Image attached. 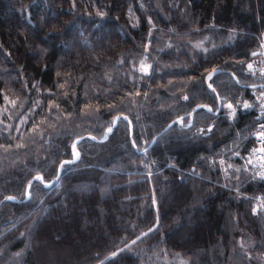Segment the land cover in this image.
Masks as SVG:
<instances>
[{"label":"trees","instance_id":"trees-1","mask_svg":"<svg viewBox=\"0 0 264 264\" xmlns=\"http://www.w3.org/2000/svg\"><path fill=\"white\" fill-rule=\"evenodd\" d=\"M263 34L264 0H0V150L24 148L10 162L0 161V264H41L45 250L35 249L41 229L70 198L81 211L79 229L99 236L86 252L71 255L72 264L106 257L103 264H172L170 253L204 254L209 263L218 246L229 251L226 232L233 224L244 229L248 199H235L219 171V180L206 178L200 159L232 149L245 157L252 146L261 80L247 65ZM142 60L151 65L148 74L139 70ZM213 68L216 93L205 79ZM5 95L16 104H6ZM37 100L41 106L33 110ZM244 101L252 106L245 109ZM229 102L237 108L232 120ZM74 120L76 127L70 126ZM38 131L39 148L32 142ZM35 154L45 158L35 164ZM64 161L69 163L62 166ZM251 180L244 193L258 191L257 198H264V178L252 173ZM192 186L198 194L178 211L174 205ZM198 213L213 228L208 247L192 251L178 243L177 233ZM250 220L258 229V221ZM260 237L239 250L237 263L264 264Z\"/></svg>","mask_w":264,"mask_h":264},{"label":"rangeland","instance_id":"rangeland-1","mask_svg":"<svg viewBox=\"0 0 264 264\" xmlns=\"http://www.w3.org/2000/svg\"><path fill=\"white\" fill-rule=\"evenodd\" d=\"M8 19H9V15L4 16L5 21H8ZM63 55L67 56V54H63ZM142 61L145 62V60H142ZM140 65L141 63L139 64V70H140ZM142 74H145V73H142ZM54 117L55 116H52L51 119H53ZM228 117L231 120L233 119V116H229V114H228ZM74 118L71 117V119H74ZM115 119L116 118L113 119V121H115V123H113V127L116 125ZM75 123H76V120L72 121L70 126L73 127ZM59 124H62V123L59 122ZM51 127H52V124L48 123L45 128L49 129ZM36 135L37 136H34L33 140L32 139L31 140L32 142H35L33 147L39 148L38 146L39 145L38 142L40 139L39 131H38V134ZM143 145H146V143L144 142ZM19 148L24 149L23 146ZM17 150L18 148L16 147V144L14 146L2 147L0 150V153L3 155L4 159L1 158L0 161H2L3 163L10 162V159H12L13 155H15L14 152ZM1 154H0V157L2 156ZM36 155L37 154H35L34 159H33L35 164H37V162L45 158V157H42V159L36 160ZM210 155L211 156L209 157L200 159V162H201L200 166L202 167L200 171L203 170V172L207 174L205 177L208 178L209 180L213 179L214 181L219 180L217 178L218 176L216 172V171H219L220 179L222 180L223 187L228 186L227 189L229 191L236 192L234 193L237 196L235 197V199H239V197H244V198L246 197L248 199V204H246V206L244 205L246 209H243L244 211L242 212L243 213L242 219H244V223L243 221L241 222L242 227L246 229V231H243L244 229H238L237 225L233 224V226L226 232V234H228L231 237V238H226L229 244V251H227V249L223 250L221 246H218L217 249H219V254H217V257H216V255L212 253L209 256V259H211L208 261L209 263L205 262L204 254L202 256L200 253L197 256H193V255L186 256L184 254L185 256H183L181 254L176 255L175 253H170L174 256V258L171 261L172 264H219V263L226 264L227 262H229L230 264H239L237 263L239 261V258H238L239 250H241V253H242L243 249H245V246L247 247L254 246L255 245L254 239L255 238L259 239L260 236L261 237H260V240L258 241V247H260V249L264 248V198L262 197V195H260L261 197L257 198L258 191L255 192L254 195L251 196V195H246V193H244V191L242 190L243 187L246 186L248 183L255 182L251 180L252 173H251V169L248 163L249 160L246 159V156L243 157L240 154L239 150L237 149L235 150L232 149V151H230V154H226L224 156L219 155V153L216 151L211 152ZM221 159L225 160V164L223 166H221L219 163ZM213 161H215V163H213ZM228 165H232V167L228 168ZM224 169H227V171L225 172ZM237 169H239V171H237ZM146 171L148 174L147 176L150 178L152 174L148 170ZM248 181H251V182H248ZM149 186L151 188L152 184L150 183ZM193 188L195 189V186H192V189L190 188V194L188 196H184V199L181 198L180 201L178 200L179 202L177 203V205H174V207L178 211H180L181 207H183V205L186 202H188L191 197H193L195 194H198L197 192H199V190L195 192L193 191ZM77 191H78L77 189H74L72 190V193L73 194L75 193L77 195ZM27 193L28 191L25 190L26 196H28ZM97 197L99 198V201H102L101 196L97 194ZM79 198L83 199V196L80 195ZM76 201L77 200H75L74 198H70L68 200V204H67V207H65V209L61 208V205H59L60 210L57 214H55L57 216L56 217L52 216L48 224L42 227L41 234L44 236L41 238L39 237V240H37V247L35 248L37 251L45 250V253L43 252L44 253L43 258L42 256L41 258H38L41 264H72L71 262L73 261V259H71V255L73 253L86 252L89 248H91V246L94 245V243H96L99 240L98 238L99 236L96 230L93 231L92 233L90 232L91 229H88V230L86 229L82 231L81 229H79V222H80L79 217L81 216L80 215L81 211L79 210L78 208L79 206L77 205L78 203ZM83 202H84V206L87 207L86 208L88 211L87 214L89 215L88 218L90 220L93 219L91 207L87 204L89 202H86V201H83ZM172 202H173V198H172ZM179 206L180 208H178ZM253 208H257L256 213H253L252 211ZM248 210L250 211L249 213L250 216L256 219V221H258L259 228L256 230L251 227L252 222L250 220L251 217L247 215ZM254 215H260V217H256ZM235 221L236 219H234V222ZM90 224L93 226V228L96 225L94 220L90 221ZM183 225H184L183 229L179 230V232L177 233L178 243L186 244V246L189 247L190 250L192 251H194V249H197V248L201 249L203 246L208 247L210 243L209 242L210 240L208 238H210V233L212 232L213 224L211 223L210 219L206 216V214L198 213L197 218L186 219ZM239 230H242V231L240 232ZM235 233L237 234L241 233L242 237H240L241 236L240 235L238 236V238L234 239L233 234ZM232 251H235V252L233 253ZM50 252H53L55 255L51 257V255H49ZM155 252H158L157 258H160L161 254L163 255V250H159L158 248ZM222 252L223 254H221ZM112 257L113 255L110 256V258ZM182 257H184L185 260L181 259ZM106 258L101 260L98 264L105 263V261L108 259ZM167 259L168 257H166L164 260L166 261ZM258 261H261V259H259Z\"/></svg>","mask_w":264,"mask_h":264},{"label":"snow or ice","instance_id":"snow-or-ice-1","mask_svg":"<svg viewBox=\"0 0 264 264\" xmlns=\"http://www.w3.org/2000/svg\"><path fill=\"white\" fill-rule=\"evenodd\" d=\"M73 6H75V5H73ZM97 14L100 15V16H104L105 15L104 12H98ZM262 47H264V45H262ZM204 51H207V49H204ZM252 55H257V53L254 52V53H252ZM145 59H147V58H145ZM150 68H151V65L146 64L144 61H141L140 71L142 73L148 74ZM247 68L250 71H252L253 74L255 73V69L253 68V65L251 63H249L247 65ZM216 71L217 70L215 68H213L212 69V72H210L208 74V76L205 78L207 81H209V83H208L207 86H208L209 89H211V91L213 93H216V88L213 87V83H214V81H213V75L216 73ZM260 73H261L262 76H264V68H261L260 69ZM60 86L63 87V85H60ZM32 87L33 88H36V85H33ZM253 87H255V85H253ZM262 87H264V86H262ZM50 95H52V94L50 93ZM137 95H139V93H137ZM145 95H147V93H145ZM217 98H219V94H217ZM3 99H4V101H5L6 104L7 103H11L13 105L16 104V101L15 100H9V97L7 95H5L3 97ZM183 99L184 100H188V96L185 95L183 97ZM258 99H260L262 101L261 104H260V109H261V115L264 116V91H261L260 92V96L258 97ZM40 106H41L40 101L39 100L35 101L34 104H33V110L36 107H40ZM251 106L252 105H250L247 101H244L243 102V107L245 109L250 108ZM52 107H53V105L50 102L49 103V110H51ZM55 107L58 109L59 108V105H55ZM85 107L87 108V107H89V105H85ZM108 107L112 108V107H114V105H108ZM197 107L198 108L199 107H206L209 112L213 111V109L211 107L207 106V105H197ZM225 107L229 110V113H228L229 116H233L234 117L235 116V113H236V108L234 107L233 103L229 102V103H227L225 105ZM4 111H7V109H4ZM116 119H119V117H117ZM124 119L127 120V117L125 116ZM27 122H28V118L27 117H25V118H23L21 120V123H27ZM113 123H115V121ZM180 123L181 124L184 123L183 117L180 118ZM37 127H38V125H36L35 123H33V130H35ZM212 128H213V126L210 125L208 127L207 131L208 132H211L212 131ZM260 129L261 130L257 131L255 135L257 137V140L261 143L262 146L259 149H254L252 155L255 156V154L257 152L260 153V156L258 157V159L260 161V167L262 169H264V124H261ZM18 130H19V127H17V131ZM112 130H113V128L110 126V127L107 128L106 131H107V133H110V132H112ZM200 131L201 132H204L205 130L204 129H200ZM92 139H95V137H92ZM22 146L23 145H21V144H17L16 145L17 148L22 147ZM133 146H135V142H133ZM237 155H238V153H237ZM73 156L74 157H78L79 156V153L76 151V145H75V143L73 144ZM63 163H69V162L68 161L62 162V166H63ZM213 163H215V161H213ZM219 163H220L221 166H223L225 164V160L224 159H221L219 161ZM248 163L251 164L252 163V160L249 159ZM230 167H232V165H228V168H230ZM224 170H225V172L227 171V169H224ZM237 171H239V169H237ZM257 175L261 176V178H264V172H259V173H257ZM35 179L36 180H39L41 183H44L45 187H48L49 186L48 182L44 181L43 176H39L38 175V176L35 177ZM30 187H31V182H29V188ZM28 195L30 197L31 196V192H29ZM6 199L11 200V199H14V197L9 196V197H6ZM153 203H155V199H153ZM252 211H253V213H256L257 212V208H253ZM149 231H151V229H149ZM112 255L115 256V255H117V253L116 252H113Z\"/></svg>","mask_w":264,"mask_h":264},{"label":"built area","instance_id":"built-area-1","mask_svg":"<svg viewBox=\"0 0 264 264\" xmlns=\"http://www.w3.org/2000/svg\"><path fill=\"white\" fill-rule=\"evenodd\" d=\"M254 52L257 53V55H252V53H254ZM249 57L251 59V64L253 65V68L255 69V73L253 74V72L250 71V70H249V72L252 75L259 76L262 79V86H264V76H262L261 73H260V69L261 68H264V48L263 49H260V50H256V51L251 52L250 55H249ZM262 88H263V91H264V87H262ZM259 112H260V115H261L260 105H259ZM261 124H264V116H262V120H261V122H260V124L258 126V131L261 130L260 129ZM261 146H262L261 143L257 140V137L255 135L254 136V145L251 148L249 154H250V157L253 160V166L256 169L257 173L264 172V169H262L260 167V161L258 159V157L260 156V153L257 152L255 154V156H253L252 153H253V150L254 149H259Z\"/></svg>","mask_w":264,"mask_h":264},{"label":"water","instance_id":"water-1","mask_svg":"<svg viewBox=\"0 0 264 264\" xmlns=\"http://www.w3.org/2000/svg\"><path fill=\"white\" fill-rule=\"evenodd\" d=\"M168 127H169V126H168ZM168 127H167L165 130H167V129H168ZM165 130H164V131H165ZM152 143H153V142H152ZM152 143H151V145H152ZM59 174H60V171H59Z\"/></svg>","mask_w":264,"mask_h":264},{"label":"bare ground","instance_id":"bare-ground-1","mask_svg":"<svg viewBox=\"0 0 264 264\" xmlns=\"http://www.w3.org/2000/svg\"><path fill=\"white\" fill-rule=\"evenodd\" d=\"M255 50H258V49H255ZM254 51V50H253ZM112 74V73H111ZM114 75V74H113ZM219 187V186H218ZM205 200V199H204Z\"/></svg>","mask_w":264,"mask_h":264}]
</instances>
